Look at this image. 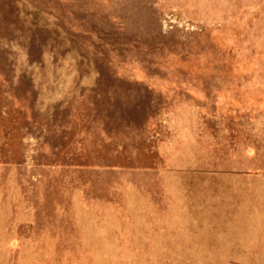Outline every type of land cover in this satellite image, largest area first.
I'll return each mask as SVG.
<instances>
[{
    "label": "rangeland",
    "instance_id": "rangeland-1",
    "mask_svg": "<svg viewBox=\"0 0 264 264\" xmlns=\"http://www.w3.org/2000/svg\"><path fill=\"white\" fill-rule=\"evenodd\" d=\"M0 264H264V0H0Z\"/></svg>",
    "mask_w": 264,
    "mask_h": 264
}]
</instances>
